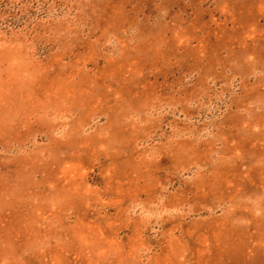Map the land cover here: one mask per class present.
I'll return each mask as SVG.
<instances>
[{
  "label": "rangeland",
  "instance_id": "obj_1",
  "mask_svg": "<svg viewBox=\"0 0 264 264\" xmlns=\"http://www.w3.org/2000/svg\"><path fill=\"white\" fill-rule=\"evenodd\" d=\"M0 264H264V0H0Z\"/></svg>",
  "mask_w": 264,
  "mask_h": 264
}]
</instances>
